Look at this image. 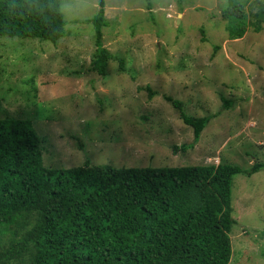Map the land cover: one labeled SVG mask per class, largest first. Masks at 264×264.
I'll return each instance as SVG.
<instances>
[{
	"label": "rangeland",
	"instance_id": "374dc122",
	"mask_svg": "<svg viewBox=\"0 0 264 264\" xmlns=\"http://www.w3.org/2000/svg\"><path fill=\"white\" fill-rule=\"evenodd\" d=\"M105 3L102 46L114 55L106 77L91 69L96 32L83 23L98 0H63L67 35L55 44L0 36V119L32 122L44 165L264 164V27L229 39L228 0ZM115 56L129 59L125 72ZM165 96L212 116L194 148L181 150L194 131ZM232 206L230 264H264V167L235 177Z\"/></svg>",
	"mask_w": 264,
	"mask_h": 264
},
{
	"label": "trees",
	"instance_id": "16d2710c",
	"mask_svg": "<svg viewBox=\"0 0 264 264\" xmlns=\"http://www.w3.org/2000/svg\"><path fill=\"white\" fill-rule=\"evenodd\" d=\"M98 1L97 13L83 23L96 32L91 69L106 77L114 55L102 46L109 22L105 0ZM228 2L222 16L229 39L263 30L264 0ZM62 5L63 0H0V36L55 44L67 35ZM115 58L125 72L129 59ZM165 98L194 131V142L181 150L194 148L212 116L194 117L180 101ZM222 100L225 109L232 106ZM263 167L256 162L243 169L225 161L127 168L87 159L77 167L50 168L32 122L2 118L0 264H230L233 181Z\"/></svg>",
	"mask_w": 264,
	"mask_h": 264
}]
</instances>
